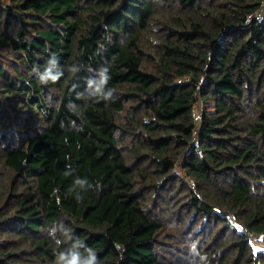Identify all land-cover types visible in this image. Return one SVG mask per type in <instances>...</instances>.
Listing matches in <instances>:
<instances>
[{"label": "trees", "instance_id": "trees-1", "mask_svg": "<svg viewBox=\"0 0 264 264\" xmlns=\"http://www.w3.org/2000/svg\"><path fill=\"white\" fill-rule=\"evenodd\" d=\"M61 255L264 264V0H0V264Z\"/></svg>", "mask_w": 264, "mask_h": 264}, {"label": "clouds", "instance_id": "clouds-1", "mask_svg": "<svg viewBox=\"0 0 264 264\" xmlns=\"http://www.w3.org/2000/svg\"><path fill=\"white\" fill-rule=\"evenodd\" d=\"M55 81V77L52 78ZM41 82H44V78L41 77ZM63 261V264H80V260L78 257L73 256L71 259L65 258L63 255L59 256L56 261H54V264H60V262ZM86 264H99V262L96 261L95 256L91 257Z\"/></svg>", "mask_w": 264, "mask_h": 264}, {"label": "built area", "instance_id": "built-area-1", "mask_svg": "<svg viewBox=\"0 0 264 264\" xmlns=\"http://www.w3.org/2000/svg\"><path fill=\"white\" fill-rule=\"evenodd\" d=\"M256 19H261L262 18V13L261 11L257 12L256 15H254ZM201 116L197 115L196 120L197 122L200 120Z\"/></svg>", "mask_w": 264, "mask_h": 264}, {"label": "rangeland", "instance_id": "rangeland-1", "mask_svg": "<svg viewBox=\"0 0 264 264\" xmlns=\"http://www.w3.org/2000/svg\"><path fill=\"white\" fill-rule=\"evenodd\" d=\"M197 115H198V114H197ZM252 237L255 238L256 243H258L259 240H260V238H261V236H259V235H253ZM254 246H255V247H258V246L263 247V245H257V244H255ZM165 249H166V247H165Z\"/></svg>", "mask_w": 264, "mask_h": 264}]
</instances>
